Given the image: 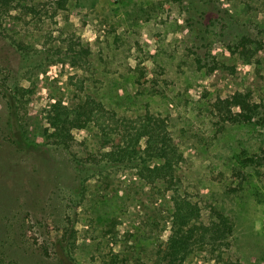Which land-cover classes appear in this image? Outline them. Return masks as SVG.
<instances>
[{"label":"rangeland","instance_id":"obj_1","mask_svg":"<svg viewBox=\"0 0 264 264\" xmlns=\"http://www.w3.org/2000/svg\"><path fill=\"white\" fill-rule=\"evenodd\" d=\"M21 1L40 13L0 21V264H107L111 252L125 264H152L158 237L168 236L159 186L122 169L92 177L89 164L75 161L97 147L94 129L73 132L83 144L72 152L49 144L44 109L51 97L78 96L83 79L120 116L170 118L185 158L183 189L205 218L210 206L230 215L239 264H264V178L245 163L264 149V126H217L212 114L218 96L252 90L264 100V0H68L58 12L49 0ZM72 34L91 50L90 72L57 63L45 76L31 74L43 63L39 42L61 46ZM245 36L263 47L251 66L231 51ZM14 38L35 51L22 53ZM16 86L37 89L20 122L21 99L13 103L6 89Z\"/></svg>","mask_w":264,"mask_h":264},{"label":"trees","instance_id":"obj_2","mask_svg":"<svg viewBox=\"0 0 264 264\" xmlns=\"http://www.w3.org/2000/svg\"><path fill=\"white\" fill-rule=\"evenodd\" d=\"M68 0H49L51 11L66 10ZM210 1L202 0L204 5ZM20 12L28 19L34 20L37 5L22 4L21 0H0V21L16 20L11 12ZM205 13V11H203ZM72 34L67 40H61L63 45L56 46L39 42L42 49L40 65L35 67L31 74L47 75L50 64L71 65L88 73L92 70L90 61L91 50ZM47 37V34H45ZM12 44L22 53L35 51L21 44L14 38ZM257 46V47H255ZM263 47L252 38L245 36L231 46L233 54L247 65H253ZM202 64V62H201ZM215 63L208 71L210 74L220 69ZM236 71V68L233 69ZM1 72V69H0ZM72 79V78H71ZM78 96L72 98L51 97L44 109L45 122L49 127L44 130L49 144L67 151H73L81 146L75 136V130L94 129L98 145L91 152H87L85 159L75 161L82 165L89 164L92 177L103 176L106 169H117L130 172L132 177L146 187L159 186L168 197V216L164 217V231H168L167 238L158 237L154 248L152 264H188L192 256L200 257V264H239L235 256L234 222L230 215L210 206L207 218L204 207L199 200L183 189L180 170L185 162L179 141L171 130L170 118L147 111L136 117L120 116L108 109L100 100L85 91V79L74 84ZM7 97L21 105L37 93V89L16 86L15 90L6 87ZM28 99L25 101V99ZM15 106L14 115L20 122V109L25 106ZM212 114L217 120L215 125L240 124L264 126V100L257 102L252 90L237 91L222 98L218 96L212 104ZM14 148L18 143L8 140ZM18 149V148H17ZM26 150L25 148L19 149ZM78 163V164H79ZM245 163L261 172L264 178V149L245 158ZM79 171H81L79 169ZM241 175V174H239ZM78 192H81L78 189ZM7 192L0 190V198L6 199ZM120 254L111 252L107 256V264H125L127 260H120ZM61 264V263H60Z\"/></svg>","mask_w":264,"mask_h":264}]
</instances>
